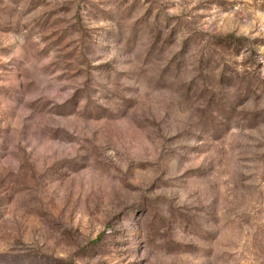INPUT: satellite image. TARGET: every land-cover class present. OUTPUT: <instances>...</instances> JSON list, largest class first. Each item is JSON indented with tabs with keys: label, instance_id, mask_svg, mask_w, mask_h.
I'll return each mask as SVG.
<instances>
[{
	"label": "rangeland",
	"instance_id": "rangeland-1",
	"mask_svg": "<svg viewBox=\"0 0 264 264\" xmlns=\"http://www.w3.org/2000/svg\"><path fill=\"white\" fill-rule=\"evenodd\" d=\"M0 264H264V0H0Z\"/></svg>",
	"mask_w": 264,
	"mask_h": 264
}]
</instances>
